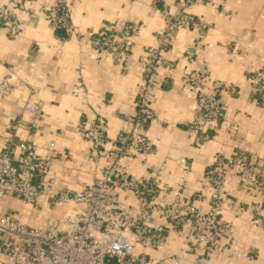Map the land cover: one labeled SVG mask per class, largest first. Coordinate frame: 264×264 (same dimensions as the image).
Here are the masks:
<instances>
[{
	"label": "crops",
	"instance_id": "0c3cea01",
	"mask_svg": "<svg viewBox=\"0 0 264 264\" xmlns=\"http://www.w3.org/2000/svg\"><path fill=\"white\" fill-rule=\"evenodd\" d=\"M52 1L0 0L16 12L20 32L10 39L0 29V147L8 136L15 145L35 144L40 153L53 142L48 174L55 179V188L81 191L94 166L92 144L81 137L78 126L101 116L109 138L128 127L125 117L133 110L140 84L138 60L157 45V34L165 26L161 13L172 12L178 0H66L73 9L72 36L50 22L47 8ZM191 11L210 29L202 37L188 29L177 31L168 53L176 66L155 86L152 106L158 120L144 130L153 151L144 160L129 161L130 171L156 180L171 191V197L180 189L206 210L210 198L203 181L206 170L215 158L240 151L253 158L263 185L247 192L235 177L228 178L222 218L236 228L230 251L210 256L183 251L186 246L179 232L171 233L162 248L141 251L147 264H264V107L256 103L248 79L264 64V0H225L215 5L198 0ZM132 23L140 30L125 39L132 55L127 72L84 38ZM194 70L207 71V89L219 87L228 115L204 143L189 129L197 111L195 93L188 86ZM6 79L15 86L8 94L1 88ZM79 87L83 92H75ZM26 102L41 112L36 129H29L34 117L23 110ZM52 193L47 189L37 207L7 195L0 212L42 227L68 209ZM128 202L138 205L134 198Z\"/></svg>",
	"mask_w": 264,
	"mask_h": 264
},
{
	"label": "built area",
	"instance_id": "2783aa9c",
	"mask_svg": "<svg viewBox=\"0 0 264 264\" xmlns=\"http://www.w3.org/2000/svg\"><path fill=\"white\" fill-rule=\"evenodd\" d=\"M206 1L215 5L225 0ZM197 2L178 0L172 12L162 11L165 26L157 34V45L138 60L140 84L133 110L125 117L128 127L109 138L101 116L78 126L81 137L92 144L94 166L81 191L55 188V179L48 174L53 142L40 153L31 142L15 145L11 137L4 139L0 147V204L5 196L13 195L37 207L45 191L53 189L54 200L68 209L59 219L50 217L42 227H31L11 212H0V264H147L141 249L162 248L173 232L182 233L186 252L210 256L218 250H231L236 228L222 218L227 180L235 177L247 192L258 191L263 185L250 155L236 151L228 158L214 159L203 178L210 189L206 210L180 189L171 197V191L156 180L132 174L129 164L131 160L146 159L153 151L144 130L158 120L152 106L153 90L176 66L168 53L177 31L188 29L202 37L210 29L205 19L191 11ZM72 10L66 0H53L47 8L54 28L71 36L76 34ZM16 18L13 9L0 3V29L10 39L20 35ZM139 30L140 25L132 23L119 31L100 29L84 38L95 51L127 72L132 55L125 39ZM207 78V71L194 70L188 83L195 93L197 110L189 129L201 143L210 140L217 124L228 119L219 87L208 90ZM248 79L254 87L256 103L264 107V64ZM1 88L8 94L15 86L6 79ZM75 92L81 93L83 88ZM23 110L34 117L29 129H36L39 108L26 102ZM130 198L136 199L138 205H131ZM237 210L242 212L244 208L239 206Z\"/></svg>",
	"mask_w": 264,
	"mask_h": 264
}]
</instances>
